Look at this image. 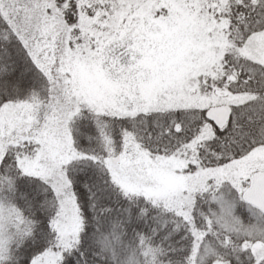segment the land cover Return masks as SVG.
I'll return each mask as SVG.
<instances>
[{
	"label": "snow or ice",
	"instance_id": "1",
	"mask_svg": "<svg viewBox=\"0 0 264 264\" xmlns=\"http://www.w3.org/2000/svg\"><path fill=\"white\" fill-rule=\"evenodd\" d=\"M0 264H264V0H0Z\"/></svg>",
	"mask_w": 264,
	"mask_h": 264
}]
</instances>
